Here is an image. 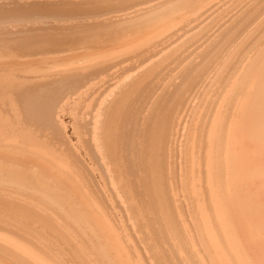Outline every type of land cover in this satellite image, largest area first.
I'll return each instance as SVG.
<instances>
[{
  "label": "bare ground",
  "instance_id": "6f19581e",
  "mask_svg": "<svg viewBox=\"0 0 264 264\" xmlns=\"http://www.w3.org/2000/svg\"><path fill=\"white\" fill-rule=\"evenodd\" d=\"M205 1L0 0L131 10L0 46V264H264V0Z\"/></svg>",
  "mask_w": 264,
  "mask_h": 264
},
{
  "label": "rangeland",
  "instance_id": "374dc122",
  "mask_svg": "<svg viewBox=\"0 0 264 264\" xmlns=\"http://www.w3.org/2000/svg\"><path fill=\"white\" fill-rule=\"evenodd\" d=\"M208 1H209V0H206L205 2L207 3ZM130 11H131L130 9H128V10H126V11H123V12H121V13L119 12V10H118V11L115 10V11H111V12H110V11H106V12L100 14V18H97V17H95V16H91V18H92V17H93V18L95 17L96 20H94V19L91 20V21L88 20L89 22H88L87 20H86V21H82V20L79 21V20H77V21H79V22L72 20L73 23H72L71 21H69V22H66V23L63 22V23H64V24H63V23H59V22L57 23V22L54 21V22L56 23V25L59 24L58 26H55V28L57 29V31H55V32H54V29H53L52 26H51V27H50V26H48V27L46 26V25H48L47 23H46V25H44V23H42L43 25H40V24H39V25L41 26V28H39L40 26L35 25L36 22H34V23L31 22V23L34 24L35 26H38V27H36V28H35L34 25H32V27H30V26H31V24H30V26H29L30 28H32V29L35 28L34 30H32V29H28V28H29V27H28L29 24L26 23V22H25L24 24H23V22H21V23H14V22H12V25H11V23L6 25V24L2 23V22H3V20H2V21H1V24H3V26H6V27L8 26V27H7V28H6V27H3V26L0 24L1 27H3V28H0V30H1V31H5V33H6V34H4V32H1V31H0V44H1V43L3 44L2 41L5 42V40H6V43H4L3 45L1 44L0 46H8V45H6V44L10 43L11 41L13 42V40H10V39H11L13 36H14V37H17V36H16L17 33H18V34H17L18 37H19V36H22V35H24V36H25V35H28V36H34V35H33V31H34V33H37V35H41L40 33H41L43 30H44V31L42 32V34H47V33H49L50 31H51V32H54L55 34H59L58 32L63 33V32H67V31H68L67 34H70V33H71V34H77V33H79V32H82L83 30H85V28H82V27H81V25H84V23H85V24H86V23H87V24H88V23H91V24H88V25H93V24L95 25V24H97V23H98V24L101 23L100 25L97 24V25H95L94 27L89 28V30H93V28L95 29L96 27H98V28H96V29L98 30L99 28H105L104 24H106L105 22H107V21L109 20L108 18H105L106 16H108V15L110 16V15H111V16H110L111 18H116L117 16H116V17H115V16L112 17V15L125 14V13H127V14L129 15V14H130ZM125 15H126V14H125ZM103 16H104V17H103ZM101 17H102V18H101ZM85 18H87V17H85ZM85 18H82V19H85ZM88 18H89V17H88ZM103 18H104V19H103ZM97 19H100V21L98 20L99 22H97ZM102 19H103L105 22H104ZM105 19H107V20H105ZM101 20H102L103 22H101ZM95 21H96V22H95ZM52 22H53V21H52ZM70 22H71V23H70ZM80 22H81V23H80ZM82 22H83V23H82ZM92 22H93V24H92ZM108 22H109V21H108ZM108 22H107V23H108ZM69 23H70V24H69ZM76 23H77V24H76ZM78 23H79V24H78ZM15 24H16V25H15ZM17 24H20V25L22 24L21 26H19L20 28L23 29V32H21V34H20V33L18 32V30H17V29L19 28ZM25 24H27V25H26L27 28H26ZM60 24H61V25L63 24V25L60 26ZM68 24L71 25V26H69ZM73 24H75V25H73ZM9 25H10V26H9ZM14 25H15V27H14ZM66 25L68 26L67 28L64 27V26H66ZM72 25H73V26H72ZM16 26H17V27H16ZM22 26H24V27H22ZM44 26H45V28H48V29L46 30V32H45V29L43 28ZM10 27H14V29H16V30H9V29H12V28H10ZM107 27H110V26H107ZM5 28H6V30H5ZM20 28H19V29H20ZM42 28H43V29H42ZM51 28H52V29H51ZM78 28H80V30H79ZM2 29H3V30H2ZM25 29H26L28 32H26ZM39 29H40V33H38V32H39ZM64 29H65V31H64ZM82 29H83V30H82ZM106 29H107V28H106ZM20 30H21V29H20ZM69 30H71V31H69ZM6 31H7V32H6ZM31 31H32V32H31ZM35 31H37V32H35ZM48 31H49V32H48ZM72 31H75L76 33L72 32ZM12 32H13V35H12ZM15 32H16V33H15ZM25 32H26V33H25ZM29 32L32 33V34H30ZM51 32H50V33H51ZM2 33H3V35H5V36H3ZM8 33H9V34H8ZM10 33H11V34H10ZM22 33H23V34H22ZM61 33H60V34H61ZM14 34H15V35H14ZM2 36H3V38H1ZM6 36L9 37V39H8ZM24 36H23V37H24ZM35 36H36V34H35ZM4 37H5V38H4ZM10 37H11V38H10ZM18 37H17V38H18ZM7 39H8V40H7ZM9 41H10V42H9ZM66 54H67V53H66ZM56 55H57V56H58V55L61 56V54H55V56H54V54H52V56L50 55V56H48V57L53 58V56L56 57ZM4 56H5V54H4ZM4 56H3V57H4ZM11 56H12V55H8V58H7V55H6V57H4V58L1 57L0 59H2L3 61L5 60L4 62L7 61L6 59H8V61H10V59L13 58V57H11ZM9 57H10V58H9ZM22 57H23V56H22ZM25 57H26V56H24V58H25ZM42 57H43L44 60H45V57H44V56H42ZM42 57H39V58L42 59ZM48 57L46 56V60H47V59H50V58H48ZM20 58H21V56L18 57V59H20ZM24 58H21V60H26V59L28 60V59H29L28 57H26V59H24ZM0 61H1V60H0ZM45 62H46V64H47V61H45ZM47 65H48V66H49V65L52 66L53 64L50 63V64H47ZM227 75H229V73H228ZM104 77H105V75H104ZM106 77H107V78H105V79H111V80H113V78H114L115 76L113 77V72H110V73L106 74ZM114 79L119 80L120 78H116V77H115ZM39 80H40V79H39ZM99 80H100V79L96 80L95 83H98V82H99V84H100V83H101V82H100L101 80H100V81H99ZM193 101H195V98H194V100H193V97L190 96V97L188 98V100H187V104L189 105L190 102H191L190 104H192ZM67 115H68V116H66V119H67L66 121H67V122H68V121H70V122L72 121V123H73V120H75V115L73 116L72 114L70 115L69 113H67ZM70 116L73 117V118H71ZM20 117H22V116L19 115V119H20ZM192 120H193V119H192ZM192 120H191V121H192ZM70 122H69V124H68V125H70L69 127H70V130H71L69 133H71V135H73L74 138H75V137L78 138V130L76 129L75 125H73L72 123L70 124ZM72 125H73V126H72ZM72 133H74V134H72ZM82 150H83V152H84V153H83V152H82V153H83V155L85 154V155H84V157H85V156H86V152H85V150H84L83 148H82ZM85 158H86V160H89V161H90V158H89L88 156H86ZM183 163H184V162H183ZM183 168H184V167H183ZM95 170L97 171V172L95 171V175H96L97 179L101 181V180L103 179V176L99 173L100 171H98V169H95ZM182 175H186L184 169H183V173H182ZM100 176H101L102 178H101ZM99 177H100V178H99ZM104 180H105V179H104ZM104 180H102L101 182H104ZM100 181H99V183H100ZM105 182H106V181H105ZM105 184H106V183L103 184V185H104V187H103V186H102V183H101V186H102V188H104V191H105L106 195H109L108 198L111 199L110 201H112V194H111V191H109V188H107V184H106V186H105ZM107 190H108L109 192H107ZM110 194H111V195H110ZM187 203H188V201H187ZM189 206H190V203H189ZM190 208H191V207H190ZM117 213L120 215V212L117 211ZM247 263H248V262H247ZM248 264H249V263H248Z\"/></svg>",
  "mask_w": 264,
  "mask_h": 264
}]
</instances>
